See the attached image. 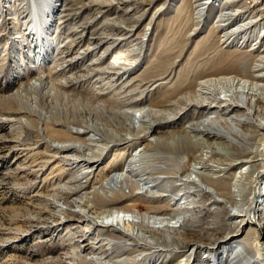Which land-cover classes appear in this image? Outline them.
<instances>
[{
    "label": "bare ground",
    "instance_id": "1",
    "mask_svg": "<svg viewBox=\"0 0 264 264\" xmlns=\"http://www.w3.org/2000/svg\"><path fill=\"white\" fill-rule=\"evenodd\" d=\"M17 1L14 4V16H6L0 20V38L10 41V44L5 46V50H13L14 53L11 54L10 51L6 54L8 56L4 55L0 58V74L7 72L8 61H12L23 82L16 88L13 84H8L7 90H13V92L0 95V104L4 108L1 111L6 113L28 115L29 118L23 121V131L17 135L19 138L26 135V139L23 137L25 144L38 145L39 156L36 158L35 164L40 168L29 171L25 180V188L31 185L32 188L45 191L52 184L46 179L41 183L32 179L39 177V172L46 171L48 165L58 157L52 153L53 141L57 142L56 145H53L56 152L64 153L70 150L76 152L74 155L63 156L64 159L84 160V162L90 163L98 162L102 154L108 153L111 147L126 144L125 146L129 148L138 141L146 140L151 131L156 132L157 138L147 147L157 151L161 156L155 158L150 166L154 168L155 173L165 171L169 174L168 178L161 182V187L166 191L173 192L178 188L177 178L183 179L178 174H185L190 170L192 161L199 158L198 154L205 150L206 143L209 145L208 148H211L212 155L209 160L226 163L229 168L224 174L217 176L204 174L202 176L206 186L213 188L209 192L195 180L186 178L183 187H187V182H191L190 192L196 193V196H202L203 200H190L192 194L188 196L183 194L180 198L184 199L187 204H193L191 208L193 216L184 217L181 220L178 226L183 230L180 232L176 226L165 222L168 215L175 218L176 213L183 211L182 207L173 208L169 202L157 204L148 202L146 199L150 195L151 197L156 196L149 194V190L137 194L134 187H140L139 182L131 179L130 184H127L131 190L127 193L123 184H117L116 175L108 177L111 171L122 168L119 165L124 161L127 152H120L114 155L111 162L101 166L98 172L100 178L96 182L101 185L100 190H95L93 198L87 199L86 203L88 206H92L95 215L88 213L81 216L68 213L65 218L51 216V218L54 217V220L50 219L44 216L48 211L50 215L52 214V211L48 210L50 202L47 199V194L34 193L32 197L39 203L35 206L34 216H31L35 223L29 232L52 230L56 226L70 221H85L101 228V232L108 236V240L114 241L120 239L116 235L119 230L115 223L122 222L129 225L127 233L129 232L133 238L142 237L144 242L137 241L136 244L148 249L150 252L147 254L156 251L162 254L164 251L170 253L169 256H166L168 259L165 260V257L163 262H172L175 257L186 253L187 249L192 247L196 258L201 260L199 263L257 264L259 262L264 264V240L262 241V236L264 238V212L259 215L260 222L257 228L251 230L252 233L245 236L240 234L244 231L245 224L252 223L254 219L252 209L256 205L258 195L259 197L264 196V189L258 187L259 182L264 180V134H260V131L264 129V96L254 92L262 87L258 83L248 80L264 77V75L255 74L256 71L264 70V56L255 55L252 50L230 49L223 46L233 34L219 35L220 25L210 27L203 37L194 40L196 32L205 27L214 12L210 8L204 13L205 18L202 19V11L197 10V7L200 6L197 3L200 0H182L175 9L169 8L167 0H163V5L154 9L155 15L150 20L153 27L149 35L145 27L146 24L141 27L140 24L145 19L146 13L154 8L159 0H91L89 2L69 0L73 2V5H80V9L90 5L97 6V11L95 10L93 15L111 11L119 1H123V3L135 1L137 5L135 8L137 10L129 17L114 18L109 25L105 26V31L109 32L104 34L105 32L101 31L100 34L103 33V35L87 42L83 52L87 53L109 42V47L106 49L108 52L111 47L118 45V38L117 40L114 38L115 34L121 32L125 33L127 37H131L139 27L133 37L134 46L123 49L122 53L115 57L107 68L99 70L106 73L110 72V68L113 69L111 73H119L115 70L134 68L142 56L145 55L147 58L144 68L133 79V81L137 80L133 86L134 89L125 96L122 95V90L112 96L90 87L79 88L77 83L80 81L81 75L66 78V81L57 78V75L66 71V68H70L73 64V60L66 59V57L74 53L72 45L79 41L80 45H84L83 38L68 40L67 44L71 48L57 54L63 61L55 69H49L47 74H45L46 67L44 68L42 64L38 66L37 70L27 67L20 59L22 49L17 46V43L21 41L22 37L27 39L37 34L34 28L29 26V23L33 22V0H19L24 1L22 3H17ZM73 5L71 9H67L73 11ZM46 6L48 3L43 1L39 7L43 16L51 11ZM166 10L171 13L166 14ZM140 12L141 15L136 17L135 14ZM160 13L165 14L156 21V16ZM25 14L27 15L24 17H27L28 20L23 22L22 16ZM68 15L71 16L72 13H68ZM71 17L67 19H71ZM223 18L224 15L220 17V21ZM91 22L89 19L86 20L88 24ZM40 26H46L45 21L40 22ZM79 26L84 27V25ZM60 39L61 37H58V40ZM94 41L97 42V45L93 46ZM37 46L38 42H35L34 46L29 45L32 49ZM144 48L145 51H143ZM23 54L28 57L25 52ZM77 57L76 61L80 59L79 55ZM80 61H84V57ZM64 62L67 63L66 66H64ZM23 71H27L31 75L24 77L22 76ZM80 71H84L86 74L90 72L83 66ZM9 72L8 69L7 73L9 74ZM76 72L73 74L75 75ZM232 86H236V89L231 90ZM141 92L149 94L145 97H133ZM145 99L148 102L147 106L134 108L142 105ZM138 111H140L139 116H137ZM183 117L188 120V124L184 122L185 118ZM180 118L182 119L179 120ZM7 121L21 120L8 118ZM170 122L172 123L167 125ZM89 132L94 133L91 139L112 142V146H98L99 150H94L87 144V139L82 137V133ZM208 138H213L216 142L209 143L206 140ZM221 147L226 149L224 154ZM105 148L107 149L105 150ZM247 158L250 160L259 158L260 162L255 165L257 173L251 179V197H244L248 207L235 212V215L242 218L240 221H232L230 219L231 207L239 208L232 185L234 178L230 172L235 167L232 161L243 162ZM202 164L203 167L209 165L207 161H203ZM129 170L131 173L143 174L148 171L147 167H138L137 169L130 167ZM69 172L71 171L60 168L56 174L57 179L67 178ZM68 179L66 186L56 194L57 199L66 200L70 195L79 193L86 188V185L80 181L81 178L77 171L71 172V177ZM216 196L222 197L223 202H220L218 198L214 200ZM132 198L135 199V202L127 207L134 208L133 210L137 209L134 211L135 213L145 211L148 216L153 212L161 214V217H154L155 222L159 223L158 226L145 224L143 221L138 223L135 219L125 216L120 217L121 212L125 211L120 205L124 200ZM208 201L217 206L210 207ZM86 231L89 230L86 228L82 230L83 233L60 231L57 235L59 239L70 242L74 239L73 243L76 244L74 251L67 249L63 253L59 252L44 260L43 264H89L92 260L101 263L100 257L95 254L102 253L104 248L96 246L94 241H88V237L85 235ZM18 233H22V231L20 230ZM79 236L84 239V245L92 248L93 252L86 255L80 253L84 249V245L75 239ZM121 241L123 242V240ZM224 243H229V245ZM204 249L207 253L206 257L202 252ZM193 253L188 255L185 260L181 259L177 264H192ZM89 254L92 255L89 256ZM117 261L120 264L124 263L123 260Z\"/></svg>",
    "mask_w": 264,
    "mask_h": 264
},
{
    "label": "rangeland",
    "instance_id": "2",
    "mask_svg": "<svg viewBox=\"0 0 264 264\" xmlns=\"http://www.w3.org/2000/svg\"><path fill=\"white\" fill-rule=\"evenodd\" d=\"M17 0H0V20L1 18H6V16H14V4ZM48 3L47 9L51 11L44 15L41 14L39 7L41 4ZM33 0V22L29 23V26L34 28L37 32L36 35L29 37L27 39L21 38V41L17 43V46H20L22 49L20 59L27 67L37 70L38 66L41 64L46 67L45 74L48 73L49 69H55L59 63L63 60H60V56L57 54L59 52L68 51L71 47L67 44L68 40L79 37L83 38L82 42L84 45H80V41L77 44L72 45L74 51L73 54H69L66 59L73 60V64L70 68H66V71L57 75V78L66 81V78H71L72 76L81 75L79 78L80 81L77 83L79 88L90 87L96 90H101L102 93L115 96V94L122 90L123 96L130 93L137 83V80L133 81L134 78L138 76L141 70L144 68V65L147 61V58L144 56L141 57L138 65L134 68L128 70H115L119 73H111L113 69H110V72H100V69L107 68L111 62L117 57L122 50L131 46H134L135 41L133 37L137 33L138 29L134 31V34L131 37H127L125 33H117L114 35V38H118V45L116 47H111L108 52L106 49L109 47V42L104 43L97 49L83 53L87 42L93 41V38L101 37V31L106 34L109 31H105V26L109 25L114 18L120 16L129 17L137 9L135 1H117L118 4L111 11L100 14L97 13L93 15L94 11L98 8L95 5H90L89 7H84L80 9V5H73V2L69 0ZM91 0H85L89 2ZM182 0H167L168 6L171 9H175L177 5ZM24 1H17V3H22ZM163 0H159L154 8H152L145 15V19L140 24V27L145 25L147 29V34L149 35L152 31L153 24H150V20L155 15V10L157 7L163 5ZM197 4L200 6L197 7L198 11H202V19L205 18L204 13L210 8L214 11L212 13V18L206 22L204 28L200 29L194 35V40L201 38L206 34L210 27L220 25L221 28L218 30L219 35H231L232 37L227 40V43L223 44L226 48L230 49H242V50H252L255 55L264 56V0H200ZM196 4V5H197ZM74 7V10H68L71 7ZM68 8V9H67ZM128 10V11H127ZM97 11V10H96ZM166 14H170L171 11L166 10ZM68 13H72L71 17ZM77 13V14H76ZM165 13H160L156 16V21L159 20ZM22 16V21L26 22L28 20L26 16ZM68 15V16H64ZM136 17L141 15V12L135 14ZM224 15L222 21L220 17ZM93 16V17H90ZM96 16V17H95ZM71 17V19H67ZM89 19L92 22L86 23V20ZM205 20V19H204ZM45 21L46 26L41 27L40 22ZM32 25V26H31ZM84 25V27L79 26ZM12 27V25H10ZM87 28V29H85ZM136 28V27H135ZM11 31V29H10ZM77 31V32H76ZM21 36V35H20ZM82 36V37H81ZM58 37H61L58 40ZM127 37V38H125ZM125 38V39H123ZM147 39V36H145ZM8 39L0 38V58L6 55L8 52L13 50L6 51L5 46L10 44ZM28 41V42H27ZM35 42H38V46L30 48L29 45L34 46ZM97 43V42H96ZM95 41L93 46L97 45ZM145 51V48L143 49ZM26 53L28 57H25L23 53ZM66 55V53H64ZM80 56V59L76 61V57ZM8 56V55H6ZM75 57V58H74ZM84 57V61H80ZM78 58V57H77ZM7 62V60H5ZM66 66V62L63 63ZM53 66V67H52ZM88 69L89 74L86 72L80 71L81 67ZM9 69V74L7 73ZM8 69L5 74H0L2 81L0 82V95L11 94L13 90H7L8 84H13L16 88L19 84L23 82L21 75L18 76V69L15 67L12 61H8ZM91 69V70H90ZM77 71V72H76ZM76 74L74 75L73 73ZM22 76H30L31 74L27 71H23ZM256 75H264L263 71H256ZM18 76V77H17ZM35 81V78H33ZM254 83H258L262 88H259L255 93H258L264 96V77L258 79H248ZM134 83V84H133ZM236 86H232L231 90H235ZM15 90V89H14ZM229 93V92H226ZM149 93H137L133 97H145ZM224 94V93H223ZM254 94V93H253ZM148 102L145 99L143 104L140 106H135L134 108H140L147 106ZM4 109L2 104H0V264H43L44 260L49 259L57 253H63L67 249L74 251V246L76 245L71 240H61L59 239V232L67 231L71 233H83L82 230L88 229L89 231L85 232V235L88 237V241H94L96 246L103 247L104 251L102 253H96V256L100 257L101 263H96L93 260L89 264H120L117 260H123V264H177L181 259H186L188 255L193 253V248L190 247L187 249L186 253H182L175 257L172 262L167 263L163 262L164 258L170 253L164 251L163 254L158 251L152 252V254H147L150 252L148 249H144L143 246H138L137 241H142V237L136 236L133 238L127 230L129 225L124 223H115L118 227V232L116 233L119 240L110 241L108 236L105 233L101 232V228L93 226L90 222H78L70 221L65 224H60L53 228L52 230H33V222L31 216L35 214V206L39 201H34L32 195L34 193L47 194V199L50 202L48 205V210L52 211L46 212L44 216L49 217L54 220V217L61 216L60 218H65L68 213H74L77 215H86L88 213L93 214L92 206H88L87 199L93 198L95 190H100V184H96L100 176L98 172L101 166H105L107 163L111 162L114 159V155L120 152H127L124 161L119 167L122 168L115 169L111 171L108 177L117 176L119 185L123 184L125 192H130L131 189L127 187V184H130V180H134L140 183V187H134V190L137 194H142L149 190V194H152L156 197L149 196L146 199L148 202L152 203H166L169 202L170 206L173 208L182 207L183 211L176 213V217L173 218L171 215L167 216L165 223H168L172 226H176L178 231L182 232V228L178 225L184 217H192V205L184 202L182 198L183 194L188 196L192 194L190 200L199 199L203 200L202 196H196V193L190 192L191 182H187V187H183V184L186 182V178L195 180L196 183H199L203 186L206 191L212 190L211 186H206L202 180L204 174L210 175H220L227 172L228 164L215 162L211 158V148L209 149L206 143L205 150L198 154L197 160L192 161L190 170L185 174H178V176L183 177V179L177 178L178 188L169 192L161 187V182L168 178L167 172H154V168L150 166L152 161L155 158L161 156L157 151L152 148L147 147L149 143H154L157 134L156 132L151 131L150 135L146 140H141L136 142L133 146L127 148L125 145L112 146V142H107L103 140L91 139V136L94 133H82V137L87 139V144L92 147L94 150H99L98 146L108 145L111 147V150L108 153L102 154L101 159L98 162H84L82 161H73L64 159L65 155H74L75 151H68L64 153L56 152L53 145H56L57 142H52V153H55L58 157L55 161L48 165V168L44 172H39V177L33 178L32 180H37L41 183L42 180L46 179L47 181L52 182L50 187L41 191L38 188H32L29 185L25 188V180L27 175L30 173L31 169L40 168L36 166L35 160L39 156V151L37 149L38 145L35 144H25L23 143V137L26 139V135L23 137H18V133L23 131V121L26 118H29L27 114L24 113H6L1 111ZM140 115V111L137 112V116ZM213 115V114H211ZM234 115V114H233ZM8 118L11 119H20L21 121H7ZM185 118V117H183ZM180 118L179 120H181ZM186 124L188 120L185 118ZM167 123V125L171 124ZM260 134H264V129L260 131ZM98 138V136H96ZM209 143H215L213 138L206 139ZM30 142V141H29ZM107 148H105L106 150ZM223 154L226 152V149L220 148ZM261 158V157H260ZM203 161H207L209 164L207 167H203ZM260 159L254 160L247 158L245 161L241 162L240 160L232 161L235 167L230 171L231 176H233V190L238 201L239 208L231 207V217L232 221H240L242 218L238 215H235V212H238L239 209H246L248 205L244 200V197H251V179L257 173L256 164H259ZM130 167L137 169L138 167H147L146 174L143 173H131ZM60 168H64L71 172L77 171L78 176H80V181L86 185L81 192L72 194L68 199H57L56 194L61 191L66 186L68 178L71 177V172L67 175V178L57 179L56 174L59 172ZM228 168V169H227ZM38 170V169H37ZM106 181V180H105ZM104 181V182H105ZM158 185V186H157ZM157 186V187H156ZM264 189V180L259 182L258 187ZM161 195V196H160ZM163 195V196H162ZM170 197H167L169 196ZM257 197V196H256ZM84 198V201H82ZM220 202H223V198L216 196ZM76 199H79L76 201ZM213 200V199H212ZM34 201V202H33ZM73 201V203H71ZM82 201V202H80ZM135 199H126L123 201V204L120 205L121 208H124V212H121L120 217L125 216L127 218H133L136 222H144L145 224H150L153 226H158L159 223L155 222L156 217H161L159 213H148L143 212H134L137 209H129L127 206L131 203H134ZM211 202L208 201V204ZM91 204V202H90ZM216 204H210V207L214 208ZM126 207V208H125ZM254 209V210H253ZM252 209V214L254 219L252 223L245 224L244 231L240 234L241 236L248 235L252 233V229L257 228L259 224V215L264 212V196L257 197L256 205ZM51 216H54L51 218ZM30 217V218H29ZM155 217V218H154ZM178 221V222H177ZM22 233H18L19 231ZM29 232V233H28ZM66 232V233H67ZM80 238V239H79ZM79 242L84 245V239L76 237ZM136 239V240H135ZM261 239V238H260ZM123 240V242L121 241ZM264 240L262 236V241ZM45 244H42V243ZM109 242V243H108ZM114 242V243H113ZM144 244V243H140ZM229 245V243H224ZM44 245V246H40ZM86 247V248H85ZM140 249V250H139ZM219 249V248H218ZM205 249L202 251L204 257L207 256ZM93 252V249L84 245V249L80 251L81 254H88ZM92 254H89L91 256ZM94 255V254H93ZM168 259L167 257L165 260ZM71 262L70 260H68ZM129 261V262H127ZM192 264H205L199 263V258H196L193 253ZM163 262V263H162ZM122 263V262H121ZM65 264V263H63ZM209 264H213L210 262ZM261 264V263H257Z\"/></svg>",
    "mask_w": 264,
    "mask_h": 264
}]
</instances>
